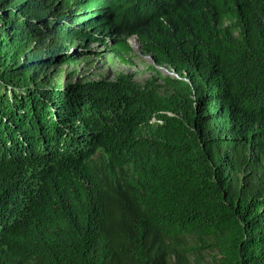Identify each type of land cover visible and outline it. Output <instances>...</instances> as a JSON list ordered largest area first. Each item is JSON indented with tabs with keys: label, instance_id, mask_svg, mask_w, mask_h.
<instances>
[{
	"label": "trees",
	"instance_id": "16d2710c",
	"mask_svg": "<svg viewBox=\"0 0 264 264\" xmlns=\"http://www.w3.org/2000/svg\"><path fill=\"white\" fill-rule=\"evenodd\" d=\"M132 37L145 84L61 81L94 43L127 63ZM204 248L264 264V0H0V264Z\"/></svg>",
	"mask_w": 264,
	"mask_h": 264
},
{
	"label": "rangeland",
	"instance_id": "374dc122",
	"mask_svg": "<svg viewBox=\"0 0 264 264\" xmlns=\"http://www.w3.org/2000/svg\"><path fill=\"white\" fill-rule=\"evenodd\" d=\"M128 43L133 51L127 63L113 61L104 51L103 47L94 43L90 46V49L100 52V55L93 53V55L78 60L73 64H66L59 67L61 70V81L68 78L74 79L77 76L83 79H94L106 76L113 78L117 73H126L130 74L138 83L145 84L152 79V74L148 69L149 64H151V59L138 51L136 38H129ZM179 242L183 246L192 247L195 240L190 237H185L181 238ZM210 252L208 248L201 250L203 264H209L211 262L212 254Z\"/></svg>",
	"mask_w": 264,
	"mask_h": 264
},
{
	"label": "water",
	"instance_id": "95a60500",
	"mask_svg": "<svg viewBox=\"0 0 264 264\" xmlns=\"http://www.w3.org/2000/svg\"><path fill=\"white\" fill-rule=\"evenodd\" d=\"M137 41V40H136Z\"/></svg>",
	"mask_w": 264,
	"mask_h": 264
}]
</instances>
